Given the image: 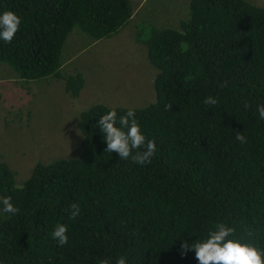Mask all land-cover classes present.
I'll return each instance as SVG.
<instances>
[{
	"label": "trees",
	"instance_id": "16d2710c",
	"mask_svg": "<svg viewBox=\"0 0 264 264\" xmlns=\"http://www.w3.org/2000/svg\"><path fill=\"white\" fill-rule=\"evenodd\" d=\"M5 11L21 25L11 43L0 40V62L23 80L61 78L72 97L85 78L62 73L68 36L107 38L133 15L130 0H0ZM142 29L136 39L157 68L153 102L82 110L80 153L36 162L20 185L0 160V198L19 209L0 212L1 264H116L121 256L127 264H199L181 245L206 239L220 223L237 230L229 239L264 252V120L256 111L264 104V6L189 0L177 28L152 25L148 37ZM209 95L216 105L203 103ZM113 108L118 117L135 110L156 143L150 163L105 152L98 121ZM59 224L68 227L62 247L52 236Z\"/></svg>",
	"mask_w": 264,
	"mask_h": 264
},
{
	"label": "rangeland",
	"instance_id": "374dc122",
	"mask_svg": "<svg viewBox=\"0 0 264 264\" xmlns=\"http://www.w3.org/2000/svg\"><path fill=\"white\" fill-rule=\"evenodd\" d=\"M264 6V0H247ZM127 25L107 38L93 41L73 31L67 38L62 73L81 72L85 85L77 97L63 89L61 78L23 80L0 62V160L6 161L20 185L36 162L75 157L80 153L77 127L82 110L94 105L143 107L155 100L157 73L146 45L152 25L177 28L188 14L189 0H130ZM1 264V263H0Z\"/></svg>",
	"mask_w": 264,
	"mask_h": 264
},
{
	"label": "clouds",
	"instance_id": "9594fccd",
	"mask_svg": "<svg viewBox=\"0 0 264 264\" xmlns=\"http://www.w3.org/2000/svg\"><path fill=\"white\" fill-rule=\"evenodd\" d=\"M20 25L21 18L15 12L5 11L0 14V40L11 43ZM203 103L214 106L218 100L209 95L204 98ZM171 107L172 104L166 105V110H170ZM256 111L259 119L264 120V104L258 105ZM98 124L107 145L105 152L118 153L119 159H130L140 165L151 162L156 151V143L154 140H146L134 109L129 108L125 115L118 117L117 111L113 108L102 115ZM236 139L241 143L246 142L243 133H238ZM69 210L71 218L74 219L79 215L80 206L73 203ZM0 212L15 215L19 209L13 205L11 197H3L0 198ZM236 231L234 227L220 223L215 230L209 232L206 239L202 241L197 239L191 244L185 241L180 248L181 254H186L189 249L194 250L199 264H264V252L260 249L239 239H229ZM67 233L68 227L59 224L52 236L62 247L68 243ZM101 264H110V261L105 259ZM116 264H127L126 257H119Z\"/></svg>",
	"mask_w": 264,
	"mask_h": 264
}]
</instances>
